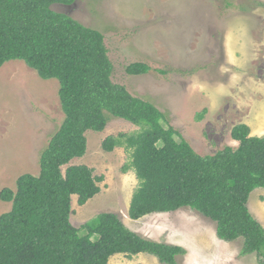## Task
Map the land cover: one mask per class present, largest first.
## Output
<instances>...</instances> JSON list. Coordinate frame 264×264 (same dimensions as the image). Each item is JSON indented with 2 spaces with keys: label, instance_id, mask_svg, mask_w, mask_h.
Segmentation results:
<instances>
[{
  "label": "trees",
  "instance_id": "obj_1",
  "mask_svg": "<svg viewBox=\"0 0 264 264\" xmlns=\"http://www.w3.org/2000/svg\"><path fill=\"white\" fill-rule=\"evenodd\" d=\"M74 1L0 0V67L18 59L41 78L56 79L64 114L39 153V173H23L15 190H0V200L11 203L0 214V264H108L118 253H148L159 263L177 264L184 255L179 245L129 229L114 212H100L79 227L71 223L72 196L83 205L99 192L103 177L70 162L85 154L86 132L103 131L112 117L139 127L101 142L106 152L115 147L130 152L129 166L139 182L127 210L130 219L195 210L215 223L220 240L242 238L240 255L255 254L264 264V227L247 205L250 193L264 188V135H251L240 123L230 131L236 146L196 152L174 127L163 126L165 115L155 104L112 81L102 32L51 8ZM150 70L140 61L125 67L130 75Z\"/></svg>",
  "mask_w": 264,
  "mask_h": 264
},
{
  "label": "rangeland",
  "instance_id": "obj_2",
  "mask_svg": "<svg viewBox=\"0 0 264 264\" xmlns=\"http://www.w3.org/2000/svg\"><path fill=\"white\" fill-rule=\"evenodd\" d=\"M51 8L102 32L112 81L155 104L165 115L163 126L174 127L199 154L236 146L230 134L236 124L264 135V0H75ZM137 61L151 70L127 74L126 65ZM58 88L56 79L41 78L22 60L0 67V190H15L23 173H39V153L64 117ZM138 130L112 117L103 131L86 132V152L70 164H84L103 180L83 205L72 196L71 223L79 227L100 212H114L134 232L184 248L177 264H259L255 254L240 255L242 238L220 240L215 223L195 210L128 217L139 183L130 152L123 147L106 152L101 142ZM247 205L264 227V188L254 189ZM10 207L0 200V214ZM108 264L162 263L148 253H118Z\"/></svg>",
  "mask_w": 264,
  "mask_h": 264
}]
</instances>
